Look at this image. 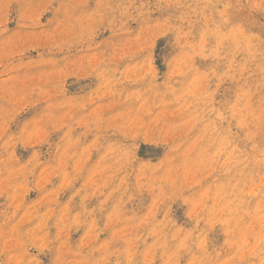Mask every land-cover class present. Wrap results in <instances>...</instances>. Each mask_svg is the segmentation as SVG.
<instances>
[{
  "label": "rangeland",
  "instance_id": "1",
  "mask_svg": "<svg viewBox=\"0 0 264 264\" xmlns=\"http://www.w3.org/2000/svg\"><path fill=\"white\" fill-rule=\"evenodd\" d=\"M0 264H264V0H0Z\"/></svg>",
  "mask_w": 264,
  "mask_h": 264
}]
</instances>
